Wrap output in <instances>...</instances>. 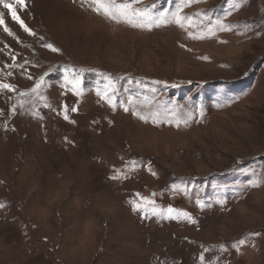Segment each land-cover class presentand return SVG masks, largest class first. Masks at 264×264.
Instances as JSON below:
<instances>
[{"label": "rangeland", "instance_id": "1", "mask_svg": "<svg viewBox=\"0 0 264 264\" xmlns=\"http://www.w3.org/2000/svg\"><path fill=\"white\" fill-rule=\"evenodd\" d=\"M187 2L191 27L149 31L87 0H26L35 36L0 7L15 89H0V264H264V0ZM74 72L82 95L62 87ZM108 77L115 107L96 95ZM139 197L195 223L134 210Z\"/></svg>", "mask_w": 264, "mask_h": 264}, {"label": "snow or ice", "instance_id": "2", "mask_svg": "<svg viewBox=\"0 0 264 264\" xmlns=\"http://www.w3.org/2000/svg\"><path fill=\"white\" fill-rule=\"evenodd\" d=\"M142 0H87L88 7L95 12L97 15H102L105 19L111 20L115 23H125L129 26L141 28V29H147L152 30V28H160L162 26H167L169 24H175L181 28H184L187 24L188 27H191V20L188 19L185 16H182L181 13L183 12L184 8L188 6L187 0H181V3L176 6V10L169 14L167 12H160L155 13L154 9L156 8V5L153 4L151 7H135L136 4L141 3ZM0 7H2L4 10L7 11V13L10 14L12 20H14L17 24H19L20 28L23 29L24 32H26L30 36H35V32H33L24 22L23 19H21L20 15H18V10L26 11L27 9V3L26 0H0ZM219 27L221 30H229L226 25L223 23L218 22ZM0 26H4L3 30L8 33V35H12V32L9 30L7 26H5V20H4V13L0 12ZM197 38V37H193ZM42 39V37H41ZM48 49H50L52 52H58L59 49L54 48L51 44L45 45ZM31 79V77H29ZM107 82L105 83L103 89L98 90L96 92V95L100 98L101 101L106 103L109 107H115L116 100H117V93L119 92V89L116 87V85L113 83L112 79L110 77L106 78ZM44 83V78L41 77L40 81L36 83L35 87L32 88V92L36 93L41 85ZM81 81L79 79L78 74L75 72L72 75V78L69 80L67 77L65 78V84L62 85V87H70V90L72 91L73 95H82V92L79 89ZM0 89H6L9 92L14 91L12 85L4 83L0 84ZM21 95H25V93H21ZM128 105H133L134 100L129 97L126 101ZM47 106V105H46ZM124 112H131L132 115L137 116L139 119L144 120L147 122L148 116L141 115L137 111H133L130 107H124ZM73 112L77 111L76 108L72 109ZM202 114V110H201ZM161 113L159 110H157L154 113H151V118L153 123H157L159 121ZM173 116H175V112L172 113ZM65 120L68 119L67 116V107H65ZM191 118V117H189ZM170 122V121H169ZM185 124L188 122L187 120L183 121ZM177 126L180 124V120L176 121ZM135 162H133L134 164ZM238 164L242 163L240 161L237 162ZM114 175L111 177L112 179H127L128 177L126 175L121 174L119 170H114ZM259 180H254L253 185H256L260 183ZM139 196V194H137ZM223 203V200L220 201ZM130 204H132L133 209H140L145 205H150L153 207V215H162L166 212V215H164V218L167 219H175L178 217H184L189 222L195 223L194 220L191 219V217L186 212H178L176 209H173L172 207H168L166 210H161L160 212H157L154 206V201L148 198L139 197V200H133L129 201ZM0 207H3V205H0ZM203 207V205H201ZM239 243L242 245L244 244V241H239ZM255 247V245H253ZM237 251H240V248L237 247ZM200 260L203 262L204 257L201 256Z\"/></svg>", "mask_w": 264, "mask_h": 264}, {"label": "bare ground", "instance_id": "3", "mask_svg": "<svg viewBox=\"0 0 264 264\" xmlns=\"http://www.w3.org/2000/svg\"><path fill=\"white\" fill-rule=\"evenodd\" d=\"M31 1H33V2H36V3H37V2H38V1H40V0H31Z\"/></svg>", "mask_w": 264, "mask_h": 264}]
</instances>
